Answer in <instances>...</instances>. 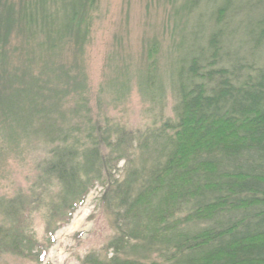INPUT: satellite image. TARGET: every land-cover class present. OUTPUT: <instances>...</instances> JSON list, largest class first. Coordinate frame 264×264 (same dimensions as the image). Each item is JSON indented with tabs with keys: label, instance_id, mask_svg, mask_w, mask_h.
Here are the masks:
<instances>
[{
	"label": "trees",
	"instance_id": "trees-1",
	"mask_svg": "<svg viewBox=\"0 0 264 264\" xmlns=\"http://www.w3.org/2000/svg\"><path fill=\"white\" fill-rule=\"evenodd\" d=\"M26 3L14 13L0 0V170L32 154L35 175L26 191L0 194V260L44 264L56 231L100 187L113 234L80 264H264V53L254 57L264 0L220 3L205 46L174 67L172 116L136 130L94 120L83 73L61 60L86 42L97 0L63 1L57 21ZM243 11L249 56L223 37L226 15Z\"/></svg>",
	"mask_w": 264,
	"mask_h": 264
},
{
	"label": "rangeland",
	"instance_id": "rangeland-1",
	"mask_svg": "<svg viewBox=\"0 0 264 264\" xmlns=\"http://www.w3.org/2000/svg\"><path fill=\"white\" fill-rule=\"evenodd\" d=\"M27 1L5 0L14 13L21 4L27 5ZM31 1L40 8L39 12H53V20L62 17L66 7L62 3L65 0ZM222 1L97 0L90 14L86 42L63 52L61 59L66 67L78 66L83 73L82 92L93 119L108 117L111 122L136 130L170 118L174 67L191 55L189 51L205 46L207 36L215 30L216 9ZM247 25L243 11L226 15L223 29L230 49L237 51L239 46L242 48L239 53L245 56H249L250 51L246 43ZM14 36L15 33L11 37ZM16 39L14 45H21L23 38ZM37 45L34 40L30 49L35 51ZM152 49L154 55H150ZM263 53L260 50L256 56L254 54L258 63L262 62ZM10 63L18 65L15 59ZM147 68L153 71L155 80L150 95L141 86L147 78ZM29 155L24 161L12 156L4 161L0 170L1 195L11 196L28 189L35 175L33 157ZM100 193V187L91 190L69 224L56 231L55 244L45 256L44 264H80L79 260L86 254L98 252L105 245L113 231L109 218L97 206ZM32 229L41 241L44 237L42 212L33 215ZM0 264L35 262L8 254L2 256Z\"/></svg>",
	"mask_w": 264,
	"mask_h": 264
}]
</instances>
